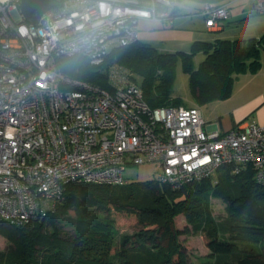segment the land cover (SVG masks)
<instances>
[{
  "label": "built area",
  "instance_id": "1",
  "mask_svg": "<svg viewBox=\"0 0 264 264\" xmlns=\"http://www.w3.org/2000/svg\"><path fill=\"white\" fill-rule=\"evenodd\" d=\"M21 0H0V222L23 225L63 201L71 182L122 185L129 165L155 163L172 188L228 165L252 166L264 184V124L209 131L198 105L151 106L133 73L117 63L108 87L62 72L61 57L99 66L138 40L141 20L173 25L176 0H60L30 23ZM264 13V0H254ZM199 14L212 30L227 3Z\"/></svg>",
  "mask_w": 264,
  "mask_h": 264
},
{
  "label": "trees",
  "instance_id": "2",
  "mask_svg": "<svg viewBox=\"0 0 264 264\" xmlns=\"http://www.w3.org/2000/svg\"><path fill=\"white\" fill-rule=\"evenodd\" d=\"M56 4L60 0H53ZM184 0H176L177 7ZM199 4L224 0H188ZM259 38L195 40L189 51H159L149 43L113 48L103 63L94 66L81 55L61 57L58 68L71 77L109 86L107 69L117 63L133 73L147 103L186 105L173 94L180 60L196 104L230 97L234 80L260 69ZM204 58L194 65V56ZM224 204L218 220L211 199ZM134 214L131 232L115 229V213ZM183 213L186 224L175 218ZM65 226L70 233L65 235ZM202 233L210 260L202 264H264V184L255 180L252 166L220 168L214 176L179 188L156 179L122 185L71 182L63 201L45 216L23 225L0 222V234L9 244L0 250V264H190L181 234Z\"/></svg>",
  "mask_w": 264,
  "mask_h": 264
},
{
  "label": "rangeland",
  "instance_id": "3",
  "mask_svg": "<svg viewBox=\"0 0 264 264\" xmlns=\"http://www.w3.org/2000/svg\"><path fill=\"white\" fill-rule=\"evenodd\" d=\"M199 4L184 0L178 5L180 17L173 25H161L156 22L141 20L139 22L138 40L149 43L159 51H189L195 40L213 41L217 38H259L264 35V13L254 9L253 0H233L229 6L230 16L224 22L223 30L210 31L205 26V20L199 14ZM260 69L257 72L244 73L264 78V48L260 50ZM204 58L203 52L194 56V65L197 66ZM264 90V80H234L230 97L221 100L198 104L206 121H216L222 126L231 109L250 94ZM173 94L182 98L186 105L196 104L188 86V76L182 69L181 61L177 62L176 77ZM242 104V103H241ZM258 121L255 111L245 115L241 122ZM158 168L155 163L129 165L124 171L128 182H145L157 176ZM213 215L222 220L225 217L224 204L218 198L211 199ZM115 229L119 232H131L137 225L134 214L115 213ZM176 226L180 229L187 223L183 213L175 218ZM70 227L65 226L64 234L70 233ZM180 239L185 246L190 264H202L208 257L205 239L202 233L181 234ZM9 244L7 238L0 234V250H5Z\"/></svg>",
  "mask_w": 264,
  "mask_h": 264
},
{
  "label": "crops",
  "instance_id": "4",
  "mask_svg": "<svg viewBox=\"0 0 264 264\" xmlns=\"http://www.w3.org/2000/svg\"><path fill=\"white\" fill-rule=\"evenodd\" d=\"M232 1L233 0H224L223 1V2L227 3V5H228L229 16L231 14L230 11H229V6H230ZM253 5H254V0H253ZM176 14L177 15H176V18L174 20V23L180 17V14L178 12V7H177ZM228 19H229V17L226 20H228ZM225 21H222L221 22V27L216 29V30H223L224 26H225V24H224ZM207 29L210 30V31L212 30L209 27H207ZM216 30H212V31H216ZM235 80H264V78H262V77L259 78L256 75L242 73V74H239L235 78ZM193 105H198V104H193ZM253 111H255L257 113V116H258V121L257 122L260 123V124H264V90H258L256 92L250 94L247 98H244L236 106H234L231 109V111L228 113V115L225 117L226 118V122H225V124L223 126L220 123L216 122V121H206L204 119V114H203V112L201 110L203 119L206 122L205 128H206V130H209V131H212V130H215V129H217L219 131H225V130L234 128V127H236V126H238L240 124V122L242 121V119H243V117L245 115H247V114H249L250 112H253ZM207 251L209 252L208 248H207Z\"/></svg>",
  "mask_w": 264,
  "mask_h": 264
},
{
  "label": "water",
  "instance_id": "5",
  "mask_svg": "<svg viewBox=\"0 0 264 264\" xmlns=\"http://www.w3.org/2000/svg\"><path fill=\"white\" fill-rule=\"evenodd\" d=\"M53 4V0H21L20 8L28 22L37 23L41 14L51 8Z\"/></svg>",
  "mask_w": 264,
  "mask_h": 264
}]
</instances>
